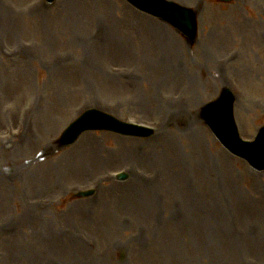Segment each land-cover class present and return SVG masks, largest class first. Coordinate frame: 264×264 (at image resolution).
<instances>
[{"label":"rangeland","instance_id":"rangeland-1","mask_svg":"<svg viewBox=\"0 0 264 264\" xmlns=\"http://www.w3.org/2000/svg\"><path fill=\"white\" fill-rule=\"evenodd\" d=\"M174 1L198 12L193 46L126 0H0V264H264V174L200 120L228 86L242 136L264 126V0ZM92 108L155 135L58 151Z\"/></svg>","mask_w":264,"mask_h":264},{"label":"water","instance_id":"water-1","mask_svg":"<svg viewBox=\"0 0 264 264\" xmlns=\"http://www.w3.org/2000/svg\"><path fill=\"white\" fill-rule=\"evenodd\" d=\"M131 1V0H130ZM141 9L148 11L158 17L169 21L177 28L186 32L190 38L194 37V16L185 9H181L174 3H168L162 0H132ZM225 99L219 100L216 104L208 106L204 111V116L220 140L234 153L247 158L255 166L264 169V143L259 142L253 146L246 147L243 150H237L230 146L225 137L229 134L236 135V131L231 119L230 94L224 91ZM224 123L226 128H223ZM111 129L121 133H128V130L122 123L113 120L111 117L99 112H91L76 121L62 138V144L73 143L77 137L86 130L93 129Z\"/></svg>","mask_w":264,"mask_h":264},{"label":"bare ground","instance_id":"bare-ground-1","mask_svg":"<svg viewBox=\"0 0 264 264\" xmlns=\"http://www.w3.org/2000/svg\"><path fill=\"white\" fill-rule=\"evenodd\" d=\"M56 64H58V62H55ZM220 75H218V77H219ZM218 77H217V79H218ZM176 149V148H175ZM177 150V149H176ZM96 149H94V148H92L91 149V155L93 156V157H96ZM178 151V150H177ZM179 152V151H178ZM180 153V152H179ZM180 158V157H179ZM135 179V181H134V185H137L136 186V189H138L139 191H140V189H142V188H147V189H149V190H151V188L153 187V185H151V184H149L148 182H146V181H142V180H139V179H137V177H135L134 178ZM136 189H132V190H136ZM154 196V195H153ZM149 197H151V195H149ZM154 198V197H153ZM186 204H187V206H190V203L189 202H186ZM190 220H192V221H194V222H192L194 225H196L197 224V221L193 218V217H191L190 218Z\"/></svg>","mask_w":264,"mask_h":264}]
</instances>
